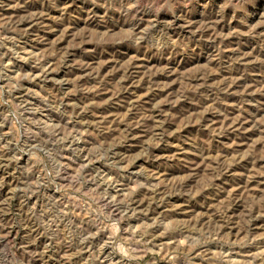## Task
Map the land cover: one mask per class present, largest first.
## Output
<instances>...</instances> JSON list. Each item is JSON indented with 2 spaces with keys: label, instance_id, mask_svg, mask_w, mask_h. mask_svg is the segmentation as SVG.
Listing matches in <instances>:
<instances>
[{
  "label": "rangeland",
  "instance_id": "374dc122",
  "mask_svg": "<svg viewBox=\"0 0 264 264\" xmlns=\"http://www.w3.org/2000/svg\"><path fill=\"white\" fill-rule=\"evenodd\" d=\"M0 264H264V0H0Z\"/></svg>",
  "mask_w": 264,
  "mask_h": 264
}]
</instances>
